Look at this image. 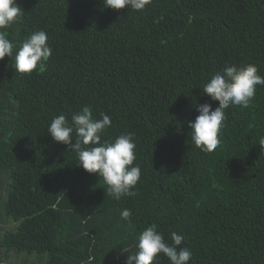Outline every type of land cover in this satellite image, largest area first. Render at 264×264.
Returning a JSON list of instances; mask_svg holds the SVG:
<instances>
[{"label":"trees","instance_id":"obj_1","mask_svg":"<svg viewBox=\"0 0 264 264\" xmlns=\"http://www.w3.org/2000/svg\"><path fill=\"white\" fill-rule=\"evenodd\" d=\"M16 3L13 57L0 60V264H126L152 223L168 243L184 236L188 264H264V86L225 110L215 151L196 147L189 128L198 105L218 106L203 87L225 65L264 77V0ZM37 30L52 54L19 73L15 52ZM84 106L112 117L102 140L134 134L135 196L114 199L48 134L54 117L71 123Z\"/></svg>","mask_w":264,"mask_h":264},{"label":"clouds","instance_id":"obj_2","mask_svg":"<svg viewBox=\"0 0 264 264\" xmlns=\"http://www.w3.org/2000/svg\"><path fill=\"white\" fill-rule=\"evenodd\" d=\"M150 3L151 0H104L106 7L116 10L130 7L140 11ZM22 15L23 10L16 0H0V60L6 56L13 57L14 43L9 40L6 30ZM51 54L47 33L44 30L34 31L17 48L14 55L15 69L22 74L32 73L38 66L42 69ZM257 85L264 86V77L258 74L254 64H227L211 76L203 87V93L213 101H218V106L214 110L208 103L196 107L198 115L189 122L191 140L196 147L206 153L217 149L221 144L220 133L226 120L225 110L233 105L248 107ZM111 121L112 117L104 113H101L100 119L94 118L92 109L84 106L71 116V123L64 114L54 117L47 132L55 142L68 146L77 154L78 165L83 170L102 177L109 186V193L119 200L136 195L134 189L140 179L141 168L139 164L134 165V134H122L112 141L102 140ZM131 215L130 209L121 211L123 220ZM170 239L171 243H168L158 231L157 224L152 223L138 236V251L128 256L126 264H153L159 254L166 256L170 264H188L192 252L187 247H180L184 236L172 232Z\"/></svg>","mask_w":264,"mask_h":264}]
</instances>
